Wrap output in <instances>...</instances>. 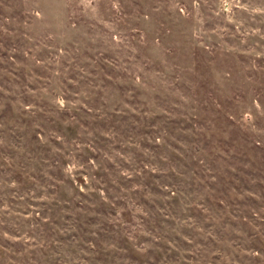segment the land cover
Wrapping results in <instances>:
<instances>
[{
	"label": "rangeland",
	"instance_id": "obj_1",
	"mask_svg": "<svg viewBox=\"0 0 264 264\" xmlns=\"http://www.w3.org/2000/svg\"><path fill=\"white\" fill-rule=\"evenodd\" d=\"M0 264H264V0H0Z\"/></svg>",
	"mask_w": 264,
	"mask_h": 264
}]
</instances>
